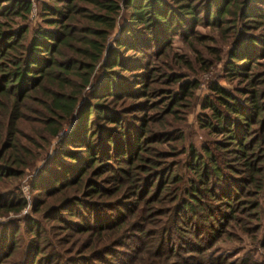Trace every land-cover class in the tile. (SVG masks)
Wrapping results in <instances>:
<instances>
[{"label": "rangeland", "instance_id": "rangeland-1", "mask_svg": "<svg viewBox=\"0 0 264 264\" xmlns=\"http://www.w3.org/2000/svg\"><path fill=\"white\" fill-rule=\"evenodd\" d=\"M29 1L31 6L27 13L11 15L7 19L13 28H27L23 36L24 43L28 41L35 27L43 25L41 4L53 3L52 0ZM0 5L5 6L4 3ZM126 17L127 13L119 10L108 45H113L111 39L118 34V26ZM0 19L3 20L2 17ZM228 29L229 27L222 30L205 25L199 19L193 26L194 36H166L163 41L164 48H159L162 52L158 55L153 49L156 55L146 58L147 67L154 70V74L150 71L151 79L143 81L144 90L150 95L158 96L153 99L145 96L116 101L107 96L102 101L103 106L107 105L108 108L120 107V123L134 126L133 136L135 139L140 138L138 140L144 150H138L139 146H134L133 142L130 150L123 154L110 152L108 157L111 162H108L113 171H104L105 167H96L97 162H94L82 175L80 187H68L57 192L59 183H54L41 172L47 167L54 173L56 181H71L72 175L73 178L76 175L75 167L65 172L67 165L64 164L68 159L61 160L59 156V152L66 149L79 153L80 164H88L83 148L62 144L75 126V116L65 119L55 135L45 132L32 109L25 111L23 118L16 120L17 144L14 151L24 161V165H11L17 171L15 175H0V203L3 204L0 207V230L14 232L9 253H0V264H30L35 243L30 246L33 234L28 230L33 223L36 224L39 245V253L35 258L44 255L39 264H76L79 258L85 256L90 259L89 264H178L180 257L188 254L193 255L194 262H197L202 253L185 252L186 249L195 250L197 245H208L204 253L210 251V254L217 255L222 264H264L261 233L264 205L258 214H250V211L245 213L243 209L246 206L243 203L256 198L253 183L247 184L250 176L243 173V166L235 159L232 145L221 134L212 133L202 126L204 115L209 114V110L201 105L206 96H211L207 88L210 81H216L236 96L237 91H244L252 83L254 89H260L264 96V52L258 57L252 56L246 62L243 74L239 76L231 75L226 70L227 51L232 47L234 35ZM237 29H240V25H237ZM248 33L264 35V24L248 30ZM120 55L122 58L137 56L124 49L120 50ZM182 61L189 66L186 67ZM169 72L185 75L184 80L196 81V85L178 105L168 114H164L162 108L167 98L163 100L162 95L167 93L163 94L161 90H177L176 82H165L164 74ZM131 73H137V70L121 72L129 82L127 87H133ZM95 79L96 76L91 78L92 83ZM87 96V91L83 90L76 105L78 109L84 101L89 100ZM149 98V101L156 104L155 108L144 107L141 110L134 106V103ZM261 101L264 102V98ZM92 102L95 100L90 99V103ZM28 105L33 107L32 104ZM112 125L99 120L95 127H90L89 133H83L95 140L105 137L109 132L113 134L109 130ZM105 127L108 129L105 130ZM253 127V133L248 135L249 139L264 137L262 126ZM153 134H157L156 139H162L153 142ZM73 140H69L72 145L75 142ZM96 149L100 152V159L107 157L102 155L101 144L98 143ZM263 149L264 140L259 142V148L255 152L257 154L250 157L249 162L264 170V156L261 157ZM257 159L261 160L255 164ZM2 163L0 160L1 165ZM58 165H62L61 170ZM204 165L208 169V175L204 173L200 176L201 166ZM213 166L217 168L220 180L212 174L210 168ZM116 167L127 169V180L128 175H131L134 182L123 180L121 171L116 170ZM55 168L58 170L54 172ZM257 178L259 176L255 179ZM93 184H98L99 192L88 196L89 188H93ZM191 187L198 190L196 194L199 195L201 205L214 214L217 223L212 221V225L215 230L207 229V220L201 221L199 216L196 219L182 217V221L176 223V215L179 217L184 214L180 211V205L189 199ZM75 198L82 201L81 208L74 211L76 216L68 211L58 210L61 220H55L47 213L52 208L64 209L66 206H62L63 202ZM64 219L69 222L62 221ZM141 226L145 233L134 230ZM83 227L88 230L79 232ZM164 230L172 232L171 244L168 240L164 242L165 238L162 245H158L159 237L156 235ZM150 234L153 236H148ZM160 237L162 239L164 236L161 234ZM144 243H148L147 247L139 252ZM149 245L151 248L147 250ZM159 247H162L161 251L165 254L171 255L170 250H175L177 254L157 258L152 252Z\"/></svg>", "mask_w": 264, "mask_h": 264}, {"label": "trees", "instance_id": "trees-1", "mask_svg": "<svg viewBox=\"0 0 264 264\" xmlns=\"http://www.w3.org/2000/svg\"><path fill=\"white\" fill-rule=\"evenodd\" d=\"M52 2V4H41L43 25L35 27L28 41L24 43L23 36L27 28L25 26L13 28L8 24L7 19L11 15L27 13L31 2L0 0V4H5V6L0 5V17L3 18L0 19V160L3 162V165L0 164V175H15L17 171L11 165H24V161L17 157L14 149L17 144L15 123L20 117L23 118L25 111L34 110L35 118L40 119L42 128L49 135H55L60 130L62 122L73 115L76 119L75 126L62 144L83 148L88 164H80L79 153L76 151L66 149L59 152L61 160L68 159L64 164L67 165L65 172L75 167L76 175L74 178L72 175L71 181L65 180L60 183L56 181L50 168L42 169L43 176L51 178L54 183H59L57 192L64 191L68 187H80L82 175L94 162H97L96 167L101 165L105 167L104 171H113L108 162L110 152L123 154L130 150L133 142L134 146H139L138 150H144L138 140L140 138L135 139L136 137L133 136L134 126L120 123V107L108 108L107 105L103 106L102 101L107 96L115 101L145 96L153 99L158 96L150 95L144 90L143 81L147 78L151 79L150 71L154 74V70L147 67L146 58L162 52L166 36L179 35L183 38L194 36L193 26L199 19L205 25L222 30L229 27L228 30L234 35H232V47L227 51L226 70L234 76L243 74L246 62L252 56L258 57L264 52V35L248 33V30L264 24V0H52ZM121 9L127 13V17L118 26V34L111 39L113 43L111 46L108 42ZM237 25H240V29H237ZM160 47L162 49H159ZM122 49L132 51L137 56L122 58L120 55ZM182 63L186 67L189 66L185 61ZM133 70H137V73H131L134 80L133 87H127L129 82L121 72ZM94 76L96 79L92 83L91 78ZM164 76L166 84L177 83L175 91L161 90V93H167L162 95L163 100L167 98L162 110L164 114H168L184 96L189 94L190 89L195 87L196 81L184 80L185 75L176 72L165 73ZM247 80L250 83V80ZM135 85L139 87H134ZM248 86L243 89L244 91H237L238 96H236L216 81H210L207 88L211 96H206L201 105L202 108L209 110V114L204 115L202 126L212 133L221 134L226 142L232 145L235 159L237 158L243 166V173L250 176L247 184L253 183L255 188L256 198L254 201L243 203L246 206L243 210L245 213L250 211V214L255 215L264 205V170L250 163L249 158L257 154L255 152L259 148V142L263 141L264 137L249 139L248 135L253 133L252 129L255 125L264 128V102L261 101L264 96L260 89H254L252 83ZM83 90L87 91L89 100L84 101L78 109L76 105ZM150 98L134 103V106L141 110L144 107L155 108L156 104L149 101ZM90 99H94L95 102L90 103ZM28 104H32L33 107L30 108ZM36 119L34 120L38 122ZM99 120L105 124H113L109 130L113 132L115 138L110 132L105 137H98L95 140L91 139L92 136L86 135L91 130L90 127L93 125L95 127ZM107 129L105 127V130ZM84 131L86 133H83ZM156 135H151L153 142L162 139H156ZM70 139H74L73 145L69 143ZM98 143L103 147L102 155L107 156L105 159H100V152L96 149ZM263 156L264 151H261V157ZM260 160L257 159L255 164ZM58 166L61 170L62 165ZM201 167L200 176L204 173L207 176V167L205 165ZM115 169L121 171L123 180L128 183L134 182L131 175H128L127 180V169L120 167ZM56 170L58 169L55 168L54 172ZM210 170L214 177L220 180L217 168L213 166ZM256 176H259L257 180ZM40 186L43 188V185ZM93 186L89 188L88 196L99 192L98 184ZM197 192L196 187H191V192L188 193L189 199L180 205V211L184 214H180L179 217L176 215V223L182 221V217L196 219L199 216V220H207V229L215 230L212 225L214 222L217 223L214 214L201 205ZM67 201L62 204L66 206L64 209L52 208L47 213L55 220H61L58 210L68 211L69 214L76 216L74 211L76 208H81L82 201L77 198ZM2 206L3 204L0 203V207ZM35 226L36 224L33 223L28 230L33 234L30 246L35 243L30 264H39L44 257L43 255L35 258L39 253ZM261 226L262 245H264V223ZM142 229L143 226L134 230L141 234L145 233L146 231ZM86 230L88 229L83 227L79 232ZM208 232L213 234L210 230ZM161 234L164 236L162 239ZM161 234L156 235L157 238L159 237L157 244L162 245L165 238L164 242L168 240L171 244L172 232L164 230ZM13 237L14 232L0 230V253H9ZM147 244L144 243L139 252H142ZM196 247L195 250L186 249L185 252L202 253L199 261L194 262L195 257L188 254L180 257L178 264H222L217 255L210 254V251L204 253L208 245ZM150 248L149 245L147 250ZM161 250L162 247L154 249L152 254L157 258L170 255ZM170 253L177 254L175 250H170ZM75 259L69 258V260ZM78 260L76 264L90 263L87 256Z\"/></svg>", "mask_w": 264, "mask_h": 264}]
</instances>
